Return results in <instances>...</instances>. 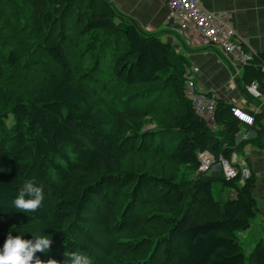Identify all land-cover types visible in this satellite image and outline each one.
Here are the masks:
<instances>
[{"label": "trees", "instance_id": "1", "mask_svg": "<svg viewBox=\"0 0 264 264\" xmlns=\"http://www.w3.org/2000/svg\"><path fill=\"white\" fill-rule=\"evenodd\" d=\"M189 65L110 0H0V250L11 233L48 236L37 256L60 264L66 251L91 264H264L263 241L248 255L239 242L264 218L256 176L199 170L200 153L231 162L255 139H238L222 99L214 129L196 114ZM263 65L253 52L243 83L264 86ZM30 180L42 206L17 211ZM217 182L235 196L216 198Z\"/></svg>", "mask_w": 264, "mask_h": 264}, {"label": "crops", "instance_id": "2", "mask_svg": "<svg viewBox=\"0 0 264 264\" xmlns=\"http://www.w3.org/2000/svg\"><path fill=\"white\" fill-rule=\"evenodd\" d=\"M118 11L135 21L146 33L156 34L163 41L171 43L182 53L190 64L198 68L193 75L199 91L211 94L215 100L240 106L256 116L253 126H246L251 132L249 138L255 142L247 143L242 150L232 155L234 165H247L257 183L253 194L260 209L264 210V100H256L245 92L246 85L242 75L244 65L234 60L216 45L192 44L189 35L183 32L172 16L168 0H110ZM209 11L230 15L237 35L247 50L254 53L264 51V0H200ZM258 134V136H257ZM218 170V169H215ZM215 187V185H214ZM223 197H233L235 192L218 186ZM251 234L250 246L264 242V218L262 213L252 220L251 227L242 233L246 238Z\"/></svg>", "mask_w": 264, "mask_h": 264}, {"label": "built area", "instance_id": "3", "mask_svg": "<svg viewBox=\"0 0 264 264\" xmlns=\"http://www.w3.org/2000/svg\"><path fill=\"white\" fill-rule=\"evenodd\" d=\"M172 16L178 23L180 29L189 35L192 44L219 46L223 51L229 54L234 60L243 65L252 58V51L247 50L237 35L230 15L226 13L209 11L200 2V0H168ZM264 73V65L262 66ZM198 72V68L190 64L185 70L184 94L191 102L196 114L205 119L209 126L214 129L215 110L217 102L213 96H209L204 91H199L193 77ZM246 94L252 99L264 100V86L258 81H253L245 87ZM232 114L238 118L242 124V130L238 139L249 138L251 132L245 130L246 126H252L255 123V116L252 112L246 111L240 106L232 105ZM201 161L200 171L222 170L226 178H235L240 175L241 182L251 176L249 166H237L228 159L220 156L218 160L214 155L205 151L199 154Z\"/></svg>", "mask_w": 264, "mask_h": 264}, {"label": "clouds", "instance_id": "4", "mask_svg": "<svg viewBox=\"0 0 264 264\" xmlns=\"http://www.w3.org/2000/svg\"><path fill=\"white\" fill-rule=\"evenodd\" d=\"M44 192L34 180L24 183L17 197L13 200V207L20 212H34L42 206ZM53 241L48 236H36L35 240L24 239L22 236L7 237L0 250V264H60L55 259L41 260L37 253L50 251ZM63 264H91L88 256L76 252H65Z\"/></svg>", "mask_w": 264, "mask_h": 264}, {"label": "rangeland", "instance_id": "5", "mask_svg": "<svg viewBox=\"0 0 264 264\" xmlns=\"http://www.w3.org/2000/svg\"><path fill=\"white\" fill-rule=\"evenodd\" d=\"M150 126H152V125H150ZM175 170L177 171V174L179 177H184V176L188 175L187 173L189 172L188 167L181 166V165H176ZM217 185L220 187L222 186V184L219 182L215 183L214 194H215L216 198H218L219 200L224 202L227 200V197H225V196L223 197V193L219 188H217ZM224 189H229V188L224 187ZM242 233L239 234V242L242 244V246L244 247L245 253L248 255L251 252L252 248H254V245L250 246V241H251L250 235L251 234H247L246 238H244V236H242Z\"/></svg>", "mask_w": 264, "mask_h": 264}, {"label": "water", "instance_id": "6", "mask_svg": "<svg viewBox=\"0 0 264 264\" xmlns=\"http://www.w3.org/2000/svg\"><path fill=\"white\" fill-rule=\"evenodd\" d=\"M134 21V20H133ZM135 22V21H134Z\"/></svg>", "mask_w": 264, "mask_h": 264}]
</instances>
